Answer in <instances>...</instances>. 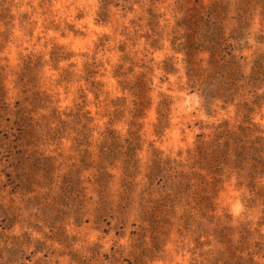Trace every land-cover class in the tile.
Returning <instances> with one entry per match:
<instances>
[{
	"label": "rangeland",
	"instance_id": "1",
	"mask_svg": "<svg viewBox=\"0 0 264 264\" xmlns=\"http://www.w3.org/2000/svg\"><path fill=\"white\" fill-rule=\"evenodd\" d=\"M0 90V264H264V0H0Z\"/></svg>",
	"mask_w": 264,
	"mask_h": 264
},
{
	"label": "trees",
	"instance_id": "2",
	"mask_svg": "<svg viewBox=\"0 0 264 264\" xmlns=\"http://www.w3.org/2000/svg\"><path fill=\"white\" fill-rule=\"evenodd\" d=\"M217 26V25H216ZM216 28V27H215ZM218 32H213V37L211 39H209L208 44H212L210 46L209 52L212 54V56L217 53L219 51V48L222 47V43L224 41L223 36ZM196 39V34L195 31L194 33L189 37L188 44L186 45V48L184 49V52L186 53V57H187V62L189 64H191V62L193 61V59L197 56V52H199V47H200V43L197 40V42L195 41ZM191 66V65H190ZM211 70L209 72V74H207L206 78L208 81L210 80H220V82L222 83H226L224 81H222V79L224 78V73L226 72V69H221L223 71H217L214 70L213 68V64H210ZM262 69L259 68L258 70H256V75L258 76L260 74V71ZM221 77V78H219ZM4 90V89H3ZM1 91V90H0ZM27 111L24 109H20L18 111L19 114L21 115H26ZM57 113V112H56ZM55 113V114H56ZM83 116L77 117V119H79V124L82 122V127L83 130H78V136L75 138V143H74V147L78 150V152H80L81 154V163L83 167H86L85 169H89L90 167H94L97 169H100V171L102 172V174H100V178H104V177H108L107 172L104 170L106 169V164L107 162H109L110 160L115 159V156H118L120 150L116 149V148H111V145L109 147H106V144H109L108 139H106L103 144L101 145V149L99 152V159H93L92 157V151L90 149V143L88 141V136L86 134L83 135L84 130L87 131L89 129L88 125L90 122V119H85V121L82 119ZM23 121H18L19 124H21ZM71 121H63V123H69ZM249 133L254 132V130H248ZM110 133H114L112 131H110ZM113 138V142L115 143L117 141L118 138L114 137V135H112ZM250 147L245 148L244 146L241 147L242 149H240L238 152V156H237V160L240 164L245 163L246 167L249 164V161H246L248 159L247 156H250V158H252L251 164L249 165L248 168V172L251 175V178L253 180L256 179V177L259 174H263L264 175V159L262 158V155L264 153V150L261 148H264V141L262 138H255V139H250ZM111 143V144H114ZM257 146H259L260 148H258ZM130 153L132 154L131 156L128 155L129 158H127L125 160V181L134 178L136 176V174L138 173V163L134 160V154H135V148L132 147V149H130ZM220 150H212V153H215L216 156L218 157ZM198 159H199V164L203 163V161H205V151H203L202 153V147H201V151L198 154ZM203 160V161H202ZM202 161V162H201ZM137 163V164H136ZM156 164H154L152 166L149 178L154 179L157 177H163L164 174L168 173V169H164L165 164H163V162L158 159L156 162ZM209 164V163H206ZM158 165V166H157ZM161 165L163 166V169L160 168ZM81 168V167H80ZM204 169V168H203ZM170 177V176H168ZM174 185L176 186V188H178L180 191H190L191 189V179L189 178V176L187 177L186 173L182 174V176L178 177V180L174 181ZM256 187H252L251 192L255 195V196H260V197H264V186L262 188L259 189H255Z\"/></svg>",
	"mask_w": 264,
	"mask_h": 264
}]
</instances>
